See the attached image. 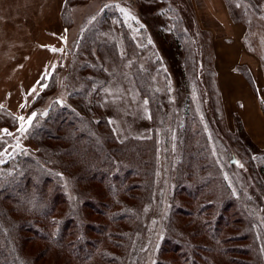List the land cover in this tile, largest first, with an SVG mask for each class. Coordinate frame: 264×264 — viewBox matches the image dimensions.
Here are the masks:
<instances>
[{"label":"rangeland","instance_id":"obj_1","mask_svg":"<svg viewBox=\"0 0 264 264\" xmlns=\"http://www.w3.org/2000/svg\"><path fill=\"white\" fill-rule=\"evenodd\" d=\"M105 1L0 0L1 152L37 164L38 173L48 180L41 185L48 194L57 186L72 203L79 202V193L91 194L88 201L94 208L83 209V224L90 239L102 243L105 238L98 231L112 223L103 214L101 186L92 179L88 184L74 182L72 172H62L58 158H47L44 141L63 150L72 146L62 131L49 142H37L40 146L29 131L45 118L41 112L54 97L55 109H69L84 124L91 122L93 131L101 139L109 138L113 146L144 148L141 153L148 158L145 169L153 170L156 201L153 209L147 208L150 224L136 238L128 264H184L177 252L169 253L170 246L163 248L169 252H156L161 240L182 241L171 228H183L191 198L183 189L176 194V175L199 134L208 147L211 177L220 184L218 199L232 205L223 212L229 220L218 228L227 252L213 253L212 258L218 264H227L225 260L243 264L242 259L264 264V158H248V153L264 148L248 139L236 116L230 85L223 86L221 96L216 83L220 69L226 74L232 61L253 58L247 44L255 49L262 44L251 34L245 47L230 51L235 40L230 37L236 38L240 28L236 24L264 29V0H119L103 7ZM54 69L57 86L49 82L44 88L42 82ZM72 90L77 94L70 98ZM40 94L47 98L34 103ZM231 156L234 166L228 164ZM62 159L77 170L73 172L83 170L71 151ZM6 205L13 220L24 219L20 208ZM60 207L56 215L63 217L67 206ZM236 207L243 216H235ZM73 231H65L68 250ZM32 237L23 254L34 264L53 259L74 264L67 250L54 246L42 250L47 243Z\"/></svg>","mask_w":264,"mask_h":264},{"label":"trees","instance_id":"obj_2","mask_svg":"<svg viewBox=\"0 0 264 264\" xmlns=\"http://www.w3.org/2000/svg\"><path fill=\"white\" fill-rule=\"evenodd\" d=\"M115 1L119 0H106L102 6ZM90 38L93 39V37ZM190 69L192 70V66ZM240 72L251 84L246 70L240 68ZM57 77L58 74L54 69L49 75V80L42 82L44 88L49 82L53 83V87L57 86L59 79ZM71 93L75 94L69 96L70 98L77 94L75 90ZM40 98L44 101L47 97L40 94L34 103ZM54 100L55 98L52 97L51 102L41 112V116L45 118L34 123L29 134L37 143L42 139L48 141L54 138V134L60 131L64 133V138L72 146L63 150L58 146H49L44 141L47 158H58L62 172L63 170L72 172L71 177L74 182L88 184L92 179L99 183L103 190L100 194L101 202H104L103 214L112 224L109 223L111 226L98 231L99 237L105 238L102 243L99 239L91 240L83 224V209L94 208V203L88 201L91 199V194L87 195L86 191L79 193L80 199L77 203L70 202L62 190L57 189V186L48 194V190L44 191L41 188V185L47 183L48 180L38 173L37 164L35 165L32 161L28 162L27 160H30L28 158L21 160L16 156L17 154L1 152L0 148V264H34L32 258H26L23 254V246L30 241L29 237L33 235L37 240L47 243L44 247L42 246V250L47 249L46 246L67 250L75 261L74 264H128L136 238L144 235L150 224L151 216L149 217L150 211L147 212V208L153 209L156 201L155 183L152 179L153 170L145 169L148 158L141 153L144 152V148L128 146L122 149L121 146H113L109 138L101 139L98 133L93 131L94 126L91 122L84 124L82 119L76 118V115H73L69 109H55ZM152 104L157 105V103ZM37 110L35 109L34 112ZM200 136L198 134L195 138L187 161L180 164L179 174L176 175L178 176L176 194L182 192L181 189H183L187 191L185 194L191 198L189 218L187 221L184 220V229H179L178 226L171 228L174 232L173 236H177L183 242L178 240V244H175L168 238L161 240V243L157 245L160 246L156 255H161L162 250L165 253L167 250L163 248L167 246L171 247L170 252H167H177L182 262H185L184 264H218L219 261L216 262L212 258L213 253L218 256L227 252V248H224L221 243L218 228L229 220L224 217L223 212L230 209L232 205L226 199H218L221 193L220 184L211 177L208 147H205ZM37 144L43 145L42 143ZM220 147L221 151L225 148L222 145ZM70 151L84 165L83 170L78 171L79 173L71 169L73 166L70 162L62 159V156H66ZM257 157L258 159L264 158V151L258 154L248 153L249 159L258 160L255 159ZM231 158L233 161L229 159L228 164L234 166L235 159L233 156ZM47 160L49 162V159ZM45 161L41 163L44 164ZM225 195L227 198L228 191L226 190ZM6 203L20 208L24 213V219L13 220ZM179 203L177 201L176 205ZM62 204L67 207L64 216L60 217L56 215V211L61 208ZM235 211L236 217L243 216L239 207H236ZM70 229L74 231L71 234L73 239L69 241L71 250H68L66 248L68 241L65 242L64 237L67 236L65 231ZM195 239L198 240L195 241ZM40 254L41 251L37 255ZM242 260L243 264L252 263L246 259ZM225 262L231 264L229 260ZM170 263L173 262L165 261L155 264ZM48 264H57V262L53 259Z\"/></svg>","mask_w":264,"mask_h":264},{"label":"crops","instance_id":"obj_3","mask_svg":"<svg viewBox=\"0 0 264 264\" xmlns=\"http://www.w3.org/2000/svg\"><path fill=\"white\" fill-rule=\"evenodd\" d=\"M236 25L240 28L237 29L236 38L230 37L231 41L235 39L230 42V51L233 48L234 52L237 53V51H240V47H245L244 43L247 42L248 36L251 34L258 39L260 38L262 44L257 43L255 49L246 43L248 48L250 47L247 52L250 51L253 58L246 54L248 59L245 62L240 60L234 64V61H232L229 66L230 70L226 74L223 73V69H220L216 75V83L219 86L221 96L225 94L223 86L230 85L231 98L236 103V116L240 118L239 120L248 139L255 147L264 148V78L260 71V63L264 61L262 56V53H264V29L253 28L254 30H251L248 24L243 25V23ZM240 68L246 70L252 85L240 72Z\"/></svg>","mask_w":264,"mask_h":264},{"label":"snow or ice","instance_id":"obj_4","mask_svg":"<svg viewBox=\"0 0 264 264\" xmlns=\"http://www.w3.org/2000/svg\"><path fill=\"white\" fill-rule=\"evenodd\" d=\"M20 119H23V117H21Z\"/></svg>","mask_w":264,"mask_h":264}]
</instances>
